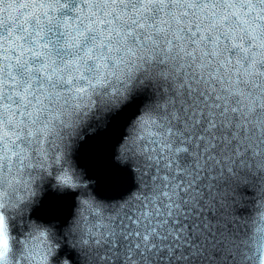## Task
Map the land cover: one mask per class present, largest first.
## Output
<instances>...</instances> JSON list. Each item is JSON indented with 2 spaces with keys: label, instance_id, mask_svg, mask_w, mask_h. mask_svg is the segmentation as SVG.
Wrapping results in <instances>:
<instances>
[{
  "label": "snow or ice",
  "instance_id": "1",
  "mask_svg": "<svg viewBox=\"0 0 264 264\" xmlns=\"http://www.w3.org/2000/svg\"><path fill=\"white\" fill-rule=\"evenodd\" d=\"M0 264H264V0H0Z\"/></svg>",
  "mask_w": 264,
  "mask_h": 264
},
{
  "label": "clouds",
  "instance_id": "2",
  "mask_svg": "<svg viewBox=\"0 0 264 264\" xmlns=\"http://www.w3.org/2000/svg\"><path fill=\"white\" fill-rule=\"evenodd\" d=\"M59 179L64 180L65 178H64V177H61V178H59ZM69 182H70V180H69Z\"/></svg>",
  "mask_w": 264,
  "mask_h": 264
}]
</instances>
